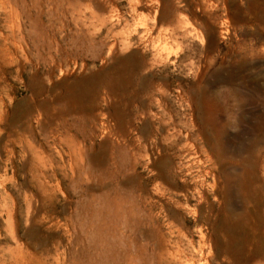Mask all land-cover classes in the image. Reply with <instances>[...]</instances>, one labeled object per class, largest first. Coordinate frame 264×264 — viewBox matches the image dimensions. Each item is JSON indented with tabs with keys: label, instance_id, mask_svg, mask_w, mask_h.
<instances>
[{
	"label": "rangeland",
	"instance_id": "rangeland-1",
	"mask_svg": "<svg viewBox=\"0 0 264 264\" xmlns=\"http://www.w3.org/2000/svg\"><path fill=\"white\" fill-rule=\"evenodd\" d=\"M262 170L264 0H0V264H264Z\"/></svg>",
	"mask_w": 264,
	"mask_h": 264
},
{
	"label": "bare ground",
	"instance_id": "bare-ground-1",
	"mask_svg": "<svg viewBox=\"0 0 264 264\" xmlns=\"http://www.w3.org/2000/svg\"><path fill=\"white\" fill-rule=\"evenodd\" d=\"M145 7L146 6H141V8H140V12H141V10L142 9H145ZM139 8V7H138ZM174 11V10H173ZM172 12V11H171ZM160 17H162V16H160ZM172 18V17H171ZM177 21V20H176ZM176 21H175V23H176ZM160 22V21H159ZM174 23V24H175ZM180 24V23H179ZM178 23H177V25H179ZM171 31V30H170ZM220 32H221V30H220ZM220 32H219V34H220ZM222 33H224V32H222ZM185 34V33H184ZM187 34H189V33H187ZM218 34V33H217ZM218 34V35H219ZM172 36H173V34H172ZM220 36V35H219ZM174 39H176L175 37H174ZM170 40V39H169ZM144 48H145V45H144ZM146 49V48H145ZM154 51V53L152 54V56H151V58H150V61H147L146 63H145V65L142 67L144 70H147L149 67H152V66H155V65H159V64H161V52H159L158 50V52L157 51H155V50H153ZM152 52V51H151ZM164 59V58H163ZM146 66H148V67H146ZM149 70V69H148ZM152 86V85H151ZM158 89V88H157ZM162 90V89H161ZM159 91H160V89H159ZM161 92V91H160ZM160 92H158V93H160ZM162 93V92H161ZM208 136H210V137H207L206 139H205V141H206V144L208 145V148H209V151H211V153L215 156V158H217L218 160H220V161H223V159H224V156H225V154H224V152H223V150L217 145V143H215L216 142V140L214 139V137H218L219 136V132L217 131V128H212L211 129V132H209L208 133ZM185 147V146H184ZM183 147V148H184ZM182 148V147H181ZM180 148V149H181ZM226 153V152H225ZM198 155V154H197ZM183 156V155H182ZM178 157V156H177ZM188 157V156H187ZM180 158V157H179ZM181 159V158H180ZM187 159V158H186ZM189 159V158H188ZM198 160V159H197ZM184 162L186 161V160H183ZM161 162V165H165L166 163H168L169 165H170V161L167 159V160H162V161H160ZM200 162V161H199ZM190 163V162H189ZM191 163H193V162H191ZM254 163H256V162H254ZM187 164V163H186ZM198 164V163H197ZM250 165V164H249ZM175 166H177V164L175 165ZM189 166V164L187 165V167ZM254 166V165H253ZM255 166H256V164H255ZM254 166V167H255ZM263 166V165H262ZM162 167V166H161ZM186 167V166H185ZM261 168V167H260ZM175 169H177V170H181V168H174L173 170H175ZM253 169V168H252ZM263 169V168H262ZM186 170V169H185ZM188 170H189V168H188ZM193 170V169H192ZM192 170H189L188 171V173L190 172V171H192ZM257 170V169H256ZM196 171V170H195ZM263 171V170H262ZM222 172V171H221ZM264 172V171H263ZM187 173V172H186ZM200 173V172H199ZM212 174V173H211ZM187 175V174H186ZM223 175V174H222ZM202 176V175H201ZM214 177V176H213ZM194 178V177H193ZM203 178V177H202ZM183 180V179H182ZM194 180V179H193ZM213 180V179H212ZM196 181V180H195ZM213 182V181H212ZM235 182V181H234ZM224 183H225V191L223 192V194H224V197H223V201L224 202H226V198H227V194H229L230 193V189H232V184H233V181L231 180V179H229V178H225V181H224ZM203 186V185H202ZM212 187V186H211ZM216 188V187H215ZM238 188V187H237ZM211 189V188H210ZM214 189V188H213ZM212 189V190H213ZM198 191V190H197ZM195 192V191H194ZM212 192V191H211ZM198 192H196V194H197ZM195 194V195H196ZM200 196V195H199ZM198 197V196H197ZM201 197H202V195H201ZM216 197V196H215ZM229 197V196H228ZM216 199V198H215ZM202 200H200V202H201ZM206 201V200H205ZM198 202V201H197ZM199 202V203H200ZM203 202V201H202ZM205 203H208V202H205ZM179 204V203H178ZM199 205V204H198ZM206 205V204H205ZM201 215H203V213L201 214ZM200 215V216H201ZM205 215V214H204ZM209 223H210V221H209ZM199 224V223H198ZM209 225V224H208ZM205 226V225H204ZM207 226V225H206ZM205 226V227H206ZM200 229V228H199ZM199 229H198V231H199ZM201 230V229H200ZM199 234V233H198ZM201 235H202V233H201ZM203 237V236H202ZM200 239H202L201 237H199ZM204 238V237H203ZM253 255V254H252ZM254 257V256H253ZM140 262V261H139ZM138 262V263H139Z\"/></svg>",
	"mask_w": 264,
	"mask_h": 264
}]
</instances>
